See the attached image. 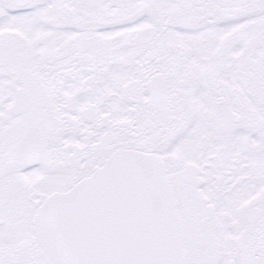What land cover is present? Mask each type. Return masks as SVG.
<instances>
[{
	"label": "snow or ice",
	"instance_id": "1",
	"mask_svg": "<svg viewBox=\"0 0 264 264\" xmlns=\"http://www.w3.org/2000/svg\"><path fill=\"white\" fill-rule=\"evenodd\" d=\"M0 264H264V0H0Z\"/></svg>",
	"mask_w": 264,
	"mask_h": 264
}]
</instances>
